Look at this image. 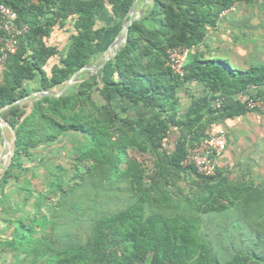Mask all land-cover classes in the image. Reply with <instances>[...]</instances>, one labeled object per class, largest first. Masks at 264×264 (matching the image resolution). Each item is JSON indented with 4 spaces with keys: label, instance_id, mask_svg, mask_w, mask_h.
I'll return each instance as SVG.
<instances>
[{
    "label": "trees",
    "instance_id": "obj_1",
    "mask_svg": "<svg viewBox=\"0 0 264 264\" xmlns=\"http://www.w3.org/2000/svg\"><path fill=\"white\" fill-rule=\"evenodd\" d=\"M0 1L16 12L17 26L28 27L0 64L1 108L35 91L57 92L93 64L134 0ZM238 2L256 0H151L97 73H80L60 97H36L0 113L14 135L0 173L3 264H264V176L230 178L217 166L205 176L182 165L189 148L218 131L212 126L219 120L264 114V63L234 66L211 57L205 43ZM108 7L119 27L114 33L96 26ZM69 17L75 32L67 51L46 71L58 51L45 38ZM178 46L191 48L183 77L167 66V50ZM190 81L202 84L208 104L181 118L178 91ZM132 105L149 113L131 115ZM69 132L76 138L70 176L61 164H48L45 190H37L36 151ZM186 177L194 189L184 193L177 185ZM122 183L130 192L125 199ZM50 199L49 216L43 208Z\"/></svg>",
    "mask_w": 264,
    "mask_h": 264
},
{
    "label": "crops",
    "instance_id": "obj_2",
    "mask_svg": "<svg viewBox=\"0 0 264 264\" xmlns=\"http://www.w3.org/2000/svg\"><path fill=\"white\" fill-rule=\"evenodd\" d=\"M33 1L36 2V0ZM147 1L148 0H138L136 14H138L143 8L144 10L146 9L148 4ZM252 4L238 2L230 10H227L223 17L219 19L217 28L209 33L205 42L206 45H208V54L211 57L217 53H219L220 56L233 53L237 61L234 62L230 58L229 61L232 62L234 66H238L240 68H246L250 64L264 63V16L262 18H258L259 15H257V17L254 18L253 14L249 16L243 15L245 11H247V6ZM96 26L112 27V33H114V29H119L114 18L110 14L109 7L105 11L97 14ZM121 27L122 23L120 25L119 32L121 31ZM74 32L72 17H69L62 27L55 26L52 28L50 35L45 38V43L49 46L55 47L58 51V54L49 60L47 66L45 67L46 71H48V69L53 64L58 63L59 58L66 53L70 42V37L72 34H74ZM225 34H227V41L230 43L228 44L225 42L228 44V47L222 50L217 49L211 53L213 45H216L217 43L219 44L220 41L222 42L224 40L222 37ZM117 35H115L111 43L114 41ZM64 41L67 43H65V46L62 47V43ZM205 96L206 91L202 84L196 81H190L189 83L185 84L178 91V97L180 100L179 117L187 118L205 110L208 104L206 101L202 100ZM248 114L234 119H221L212 126L213 130H217L219 128L230 129V133H228L229 140L227 148L217 159V167L220 170L228 171L230 178H233L231 176L233 174L230 172L231 169H235L236 172L239 171L242 173L244 169L255 172L257 167L258 170L262 171V175L259 177V179L264 176V142H261L262 144L260 143L257 148L253 149V151L246 150L240 154L234 148L236 141L231 139L234 133V131L230 128L231 124L246 117ZM234 138L236 139V137ZM239 159H242L243 164L237 166V168H234L235 162H237Z\"/></svg>",
    "mask_w": 264,
    "mask_h": 264
},
{
    "label": "rangeland",
    "instance_id": "obj_3",
    "mask_svg": "<svg viewBox=\"0 0 264 264\" xmlns=\"http://www.w3.org/2000/svg\"><path fill=\"white\" fill-rule=\"evenodd\" d=\"M256 1L257 2L255 4L248 5L247 8L245 7L247 11H245L243 15L249 16L253 14L254 18L257 17V15H259L258 18H262L264 16V0H256ZM223 15L221 16V18L223 17ZM222 38L224 39L222 42L220 41L219 44L217 43L216 45L215 44L213 45V49L211 50V53H213L217 49L222 50L228 47V44L230 43H228L227 41V34H225ZM225 42H227L228 44ZM65 43L67 42L64 41L62 43V47L65 46ZM214 57H219L221 59H228V61L230 59L234 62L237 61L233 53L224 54V56H220V54L217 53L216 55H214ZM103 58H104V53L101 54L100 57L96 61H94L93 64H99ZM230 64L234 65L232 62H230ZM94 98L95 101L99 104L103 102L98 92H95ZM129 112L131 115H135V116H143L149 113V111L141 105L130 106ZM230 128L231 130L234 131L233 136L231 138L232 140L236 141L234 148L240 154H242L246 150L253 151V149L257 148L261 142H264V114L260 115L254 112L250 113L246 117L238 120L237 122L232 123ZM4 130L8 139V144L6 148V154L0 163V173L8 164L9 156H10V147L12 145L13 136H14L12 130H10L8 127H5ZM223 130L227 134V141H228L229 140L228 133H230L229 132L230 129L227 128ZM74 136L75 135L69 132L65 134L60 141L56 143H52L46 149H42V150L40 149L36 151L34 157L35 159L31 162V165L35 168V173H36V177L32 179V184L34 188H36L37 190H45V181L43 174H44V167L48 164L50 165L61 164L65 168V173H64L65 176H70L73 168L72 165H73V157H74L71 154V150L76 146V142H75L76 138ZM234 137H236V139ZM167 147L169 148L172 147V143L170 145H167ZM144 164L149 174V170L152 166L151 157L147 158ZM241 164H243V161L242 159H239L237 162H235L234 168H237V166H240ZM230 172L233 174L231 176L235 179H240L243 176V178L252 177L255 180H259V177L262 175V171L258 170V167L255 172L253 171L254 173L253 172L250 173L247 169H244L242 173L239 171L236 172L235 169L234 170L231 169ZM120 186L122 188V190L119 192L120 198L122 199L128 198L130 196V192L128 191L126 184L122 183L120 184ZM177 187H179L184 193L188 191L191 192L194 189L193 181L189 177H186L185 179L181 180L178 183ZM12 189H14L13 186ZM173 190H175V188H173ZM12 199L13 200L17 199V196L12 195ZM53 203H54V199H50L47 203V206L43 208V212L47 213L49 216L53 212V208H52ZM5 260H7V256L1 254L0 264H3ZM254 264H258V263H254Z\"/></svg>",
    "mask_w": 264,
    "mask_h": 264
},
{
    "label": "built area",
    "instance_id": "obj_4",
    "mask_svg": "<svg viewBox=\"0 0 264 264\" xmlns=\"http://www.w3.org/2000/svg\"><path fill=\"white\" fill-rule=\"evenodd\" d=\"M16 18V12L6 3L0 1V30L4 33V37L0 39L2 43L0 64H3L9 55L16 52L20 40L28 29L27 25L17 26L15 23ZM190 50L191 48L183 46L167 50V66L175 75L184 76V64ZM249 106L260 107L261 104L251 101ZM227 142L226 132L223 129H219L211 137L203 138L189 148L182 165L193 166L196 172L201 175L213 176L217 166V159L225 151Z\"/></svg>",
    "mask_w": 264,
    "mask_h": 264
},
{
    "label": "water",
    "instance_id": "obj_5",
    "mask_svg": "<svg viewBox=\"0 0 264 264\" xmlns=\"http://www.w3.org/2000/svg\"><path fill=\"white\" fill-rule=\"evenodd\" d=\"M151 0H148L147 3H149ZM137 2L138 0H134L129 12L127 13V15H125V17L122 20V27H121V31L119 32V34L116 36V38L114 39V41L109 45L108 49L104 52V58L103 61L100 62L99 64H87L84 67H82L81 69H79L78 71H76L74 74H72V76L69 78V80L64 84V86L57 92L55 91H51V90H39V91H35L32 92L22 98H19L17 100H15L14 102L3 106L0 108V113L8 108H10L11 106H14L16 104H20L23 102H26L28 100H31L33 98L36 97H45V96H50V97H60L63 94H65V92L67 91V89L69 88V86L71 84H73L75 82L76 77L82 73V72H90L91 74H95L97 73L99 70H101L105 63L114 55L117 54V52L119 51L120 47L125 43L126 40V36L128 33V29L129 26L137 19H139V17L142 15L144 8L138 13L136 14V6H137ZM112 51V52H111ZM7 123L0 117V131H1V137H2V146L0 149V163L3 159V157L6 154V148H7V144H8V139L5 133V127H7ZM14 140V138H13ZM13 152V141H12V145L10 147V156L9 159L12 155Z\"/></svg>",
    "mask_w": 264,
    "mask_h": 264
}]
</instances>
